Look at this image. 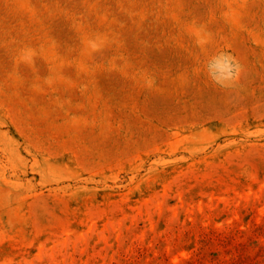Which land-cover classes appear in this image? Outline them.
Listing matches in <instances>:
<instances>
[{
	"label": "rangeland",
	"instance_id": "1",
	"mask_svg": "<svg viewBox=\"0 0 264 264\" xmlns=\"http://www.w3.org/2000/svg\"><path fill=\"white\" fill-rule=\"evenodd\" d=\"M0 264H264V0H0Z\"/></svg>",
	"mask_w": 264,
	"mask_h": 264
}]
</instances>
